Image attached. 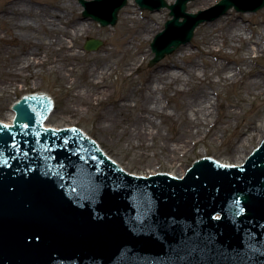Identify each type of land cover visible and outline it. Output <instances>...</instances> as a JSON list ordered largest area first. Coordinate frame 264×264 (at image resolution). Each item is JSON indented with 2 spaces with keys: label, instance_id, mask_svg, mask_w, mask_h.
Wrapping results in <instances>:
<instances>
[{
  "label": "water",
  "instance_id": "1",
  "mask_svg": "<svg viewBox=\"0 0 264 264\" xmlns=\"http://www.w3.org/2000/svg\"><path fill=\"white\" fill-rule=\"evenodd\" d=\"M189 1L136 0L173 17L151 44L150 66L190 44L200 24L264 8L222 0L191 14ZM80 3L106 27L128 0ZM33 94L14 105L12 126L0 123V264H264V141L243 166L200 155L184 178L138 177L79 129L45 128L54 103Z\"/></svg>",
  "mask_w": 264,
  "mask_h": 264
},
{
  "label": "rangeland",
  "instance_id": "2",
  "mask_svg": "<svg viewBox=\"0 0 264 264\" xmlns=\"http://www.w3.org/2000/svg\"><path fill=\"white\" fill-rule=\"evenodd\" d=\"M19 1L21 0H0V17L2 16L0 18V36L7 40L0 42V46L2 45L3 48L14 51L13 55L8 53L3 60H0V80L2 79V69H8L9 67L6 61L19 56L24 58L27 55L26 51L34 48L24 46L25 38L21 36L18 29L20 20H27L31 17L30 15L22 16L18 11L13 12L14 7L12 6ZM30 1L32 2L30 4L35 5V7L40 6L36 4L39 0ZM79 1L44 0L40 2L57 13L69 16L72 14L75 21L91 25V31L80 38L77 41V47L73 49L80 55L69 63L75 67V71L68 78L69 82H74L73 87H71L68 80L62 78L61 72H50V66L36 67L34 71L40 72L37 76L30 77L28 73L26 77L17 82V86L11 91L0 90L1 121H9L12 105L22 96L33 94V91H43L55 101V113L46 122L48 126L57 129L69 126L81 128L89 137L97 141L110 158H114L127 172L135 175L162 173V170L164 173H171L175 176L184 175L200 155H209V157L225 164H238L244 162L262 142L264 139V93H259L264 91V84L261 83V86L257 89H251L249 87L251 77L244 79L238 70L241 66L243 70L252 68L260 77L264 78V55L262 56L261 52L253 50L256 47L254 43L246 45L234 40L231 45H225L219 39L218 43L213 44L211 38H213L212 32L221 31L222 21L231 15L235 17V27L239 32L245 33L246 37L259 38L261 33H264V9L256 13H242L231 9L226 15L213 22L203 23L196 28L194 38L190 44L181 46L173 54L150 66V61L154 57L151 43L157 34L165 29L166 22L171 19L170 10L164 8L158 12H151L142 10L136 0L132 2L140 18L145 20L146 17H149L153 21V24L151 23L152 33L150 34L153 38L146 43L141 42L140 45L129 49L130 55H127L126 49L128 48H126V45L127 41L130 40L132 24L123 25L121 21L130 0L128 5L119 12L116 26L107 27L100 26L98 22L93 21L91 18H84L82 14L84 9ZM166 1L168 3L169 1L176 2V0ZM220 1L216 0L210 6L197 10L191 6V3H200V0L189 1L187 5L188 13L197 14L200 11L214 7ZM10 2H14V4L10 5ZM60 4H62L61 9H57L56 7ZM3 24L8 25L9 33L4 31L5 26ZM60 29H62L61 26ZM37 31L39 32V29ZM40 31L41 37L46 39L48 37L47 31L43 29ZM60 34L58 33V35ZM91 38L101 40L104 43L103 46L96 51L85 50V44ZM65 40L71 42L68 38ZM36 45L39 48V45ZM105 49L110 50L111 53L103 58L106 54ZM180 50L187 54H193L194 58L185 59L183 64L190 65L191 62H196L197 74L205 79V91L208 92L211 102L216 106L213 110L214 116L209 118V123L197 127L192 126L193 134L185 138V141L189 144L185 151L179 150L176 153H168L161 148L165 142L171 145L175 143L182 144L179 140L188 127L183 119H179L178 116L189 110L190 105L188 103L200 92L199 87L197 88L192 80L186 87L187 91L183 94H176L174 89L159 94L166 102L167 111L171 117L167 120L164 118L165 116L162 118L149 115L155 127L149 123L147 125L155 134L159 132L163 136L156 138L154 142L149 138L146 144L140 146L131 144L129 135L124 134L123 130L134 128L135 119L141 111L136 105H140V102H138L140 92L146 94L145 88L142 87L146 82L145 76L153 77L164 64L174 68L172 63L179 59L177 54ZM210 50L213 52L208 53ZM219 50H223L228 58L218 57ZM41 51L46 56V49L41 48ZM97 59H101L103 64H109L115 69V74L107 81L111 90L110 96L104 101L107 102V105H91L84 101L81 105L78 101L73 100V97L78 96L80 90H83L85 86L84 79L85 75L88 77V70L93 67L97 68L94 64ZM135 63H138L141 69L131 77H126L125 65ZM221 64L230 66L229 70L224 71L226 75L232 77L228 82L221 80L215 72L219 70H216L215 66ZM205 71L209 75H205ZM129 79H131V82ZM132 92L134 97L130 100L132 102L131 113L123 118L124 120L120 119L119 125H112L109 118L106 120L103 117L105 116V109L113 108L112 100L125 97ZM243 131L247 132L248 136L246 135L247 141L241 146L238 143L242 138L240 133ZM169 134L172 139L167 140L164 136ZM134 143L136 144V142ZM152 144H155V147H149Z\"/></svg>",
  "mask_w": 264,
  "mask_h": 264
},
{
  "label": "bare ground",
  "instance_id": "3",
  "mask_svg": "<svg viewBox=\"0 0 264 264\" xmlns=\"http://www.w3.org/2000/svg\"><path fill=\"white\" fill-rule=\"evenodd\" d=\"M28 1V3H27ZM44 0H39L36 4L40 5L35 7V5L30 0H21L14 4V2H10L9 4H14L13 12L18 11L23 15H30V18L27 20H20L18 23V29L23 38H25L24 46L34 47L30 49V51H26V57H16L12 60L6 61L8 63V69H2V79L0 80V90L2 91H11L14 87L17 86V82L28 75L30 77L37 76L40 72L34 71L36 67H46L50 66V72H61L62 78L64 80H68L69 76L75 71L74 65L69 64L71 60L78 58L80 55L76 53L73 49L77 47V41L87 35L91 31V25L88 23H80L74 20V16L72 14H60L54 10H51L48 6L40 3ZM61 1V0H57ZM63 1V0H62ZM216 0H200V3L193 2L191 6L197 10L199 8H206L210 6ZM134 0H130V4L124 10V17L121 21L123 25H127V23L132 24V33L130 36V40L127 41L126 45V53L129 54V49L140 45L141 42L150 41L153 36L150 35L152 33V20L149 17L140 18L134 5H132ZM57 4V2H55ZM169 4H173V1H169ZM57 6V9H61L60 6ZM67 6V5H64ZM17 7V8H16ZM11 9V8H10ZM2 13V11H1ZM2 18V16L0 17ZM221 31L212 32L213 38H211V42L216 44L219 42V39L225 45H231V42L234 40H238L240 43H244L249 45L254 43L256 45L254 51L261 52V55H264V33H261L259 38L246 37L245 33L239 32L236 26V20L234 15L229 16L225 20L222 21ZM152 23V24H151ZM5 26V32L9 33L8 25ZM60 26L62 29H60ZM139 26V27H138ZM39 29V32L37 31ZM43 29L47 31L48 37L43 39L40 34V30ZM15 32V31H14ZM57 32V33H56ZM58 33H61L58 35ZM66 38L70 39L71 42L65 40ZM7 41L6 38H2L0 36V42ZM14 41V40H13ZM36 44H38L39 48H37ZM41 48L46 49V56L43 55ZM106 55L111 53L110 50L105 49ZM210 50L208 53H212ZM8 53L14 54V51L10 49L3 48L0 46V60L8 55ZM138 54V53H136ZM135 54V55H136ZM220 58H228L223 50H219L217 53ZM132 57L133 54H131ZM179 59L176 62H173L172 66L174 68H170V65L164 64L161 67V70L155 73L153 77L145 76V84L142 86L145 88V93L140 92V105H136L141 111L135 119V123L133 124V129L125 128L123 130L124 134L129 135L130 143L136 146H140L142 144H146V141L151 138L153 142L156 138L162 137L161 133H154L151 131L150 126L147 124H152V118L150 116H159L164 117L165 119H170V115L168 114L166 102L159 96L160 93L166 92L168 90L174 89L176 94H183L187 91L186 87L193 80L195 86L200 89V92L188 103L190 105L189 110L186 113H182L179 115V119H183L186 123L188 129H185L182 134V138L179 140L182 144L175 143L169 144L165 142L162 145V149L166 150L168 153H176L179 150L185 151L189 144L185 141V138L193 134L192 126L195 127L204 125L209 123L210 117L214 116L215 105L210 100V96L207 91H205V79L201 78L197 74V64L196 62H191L190 65H184L183 62L185 59L194 58L193 54H187L184 51H179L178 54ZM96 69L90 68L88 70V77L85 75V86L83 90H80L78 96L73 97V100L78 101L83 104V101L88 104H97L99 105H107V102H104L106 98L110 96L111 90L109 89L108 80L115 74L114 67L109 64H103L101 59H97L95 61ZM244 65V64H243ZM215 71L219 78L223 81L228 82L232 79V77L226 75L225 70H229V65H218L215 66ZM126 77H131L134 73L139 71L141 67H139L138 63L135 64H126ZM239 73L243 75V78L251 77V81L249 87L257 89V87L261 86V83L264 84V78L260 77L259 74L252 68H247L243 70L242 66L238 70ZM205 75H209L207 71H205ZM260 79V80H258ZM207 80V78H206ZM131 82V79H129ZM71 87H73L74 82H69ZM264 91H261L259 94H263ZM51 97L49 94H47ZM133 92L125 97H119L118 99L112 100L113 108L105 109V116H103L106 120L109 118V122L112 125H119L120 119L124 120L128 114L131 113ZM54 100V99H53ZM75 101V102H76ZM17 102V101H16ZM15 102V103H16ZM137 102V103H138ZM55 103V102H54ZM136 107V108H137ZM55 113V108L51 111L50 116L47 118L51 119L52 115ZM232 114V113H231ZM150 115V116H149ZM13 112L11 111L10 119L7 121L9 124L13 119ZM47 125V123H46ZM48 126V125H47ZM155 127V125L153 126ZM198 134V133H197ZM207 134H209L207 132ZM242 138L239 140L238 145L241 146L245 144L247 141V132L243 131L240 133ZM216 135V134H214ZM247 135V136H246ZM169 135L164 136L167 140L170 138ZM246 136V137H245ZM172 139V137L170 138ZM143 141V142H142ZM136 142V144L134 143ZM149 147H155V144L149 145ZM242 163V162H241ZM238 163V164H241ZM182 176V175H180Z\"/></svg>",
  "mask_w": 264,
  "mask_h": 264
}]
</instances>
